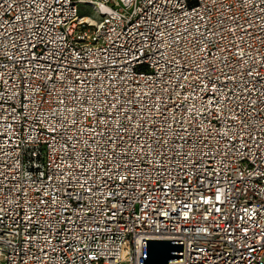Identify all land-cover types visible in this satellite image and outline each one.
I'll return each mask as SVG.
<instances>
[{"label": "built area", "instance_id": "built-area-1", "mask_svg": "<svg viewBox=\"0 0 264 264\" xmlns=\"http://www.w3.org/2000/svg\"><path fill=\"white\" fill-rule=\"evenodd\" d=\"M142 240L264 264V0H0V264Z\"/></svg>", "mask_w": 264, "mask_h": 264}, {"label": "water", "instance_id": "water-1", "mask_svg": "<svg viewBox=\"0 0 264 264\" xmlns=\"http://www.w3.org/2000/svg\"><path fill=\"white\" fill-rule=\"evenodd\" d=\"M142 258L139 264H170L182 261L181 240H142Z\"/></svg>", "mask_w": 264, "mask_h": 264}, {"label": "rangeland", "instance_id": "rangeland-1", "mask_svg": "<svg viewBox=\"0 0 264 264\" xmlns=\"http://www.w3.org/2000/svg\"><path fill=\"white\" fill-rule=\"evenodd\" d=\"M81 14L95 18L94 10L91 7H88L87 9H84V10L82 9Z\"/></svg>", "mask_w": 264, "mask_h": 264}]
</instances>
